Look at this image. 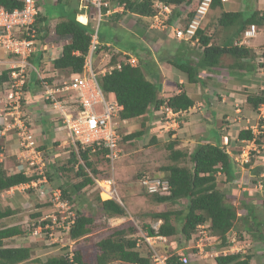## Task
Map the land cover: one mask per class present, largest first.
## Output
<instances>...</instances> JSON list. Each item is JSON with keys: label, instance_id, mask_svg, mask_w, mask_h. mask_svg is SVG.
<instances>
[{"label": "trees", "instance_id": "obj_1", "mask_svg": "<svg viewBox=\"0 0 264 264\" xmlns=\"http://www.w3.org/2000/svg\"><path fill=\"white\" fill-rule=\"evenodd\" d=\"M126 4V10L137 13L142 16L152 17L156 14V0H113ZM167 5L178 6L183 3L196 4L200 0H161ZM221 0H213L212 6ZM23 5L22 0H0V6L8 9H14ZM192 9L191 20L195 13ZM78 9L74 16L68 20L59 22L55 27V33L63 38H68L63 46L61 57L54 60V66L63 71L72 73H83L86 57L90 52V47L95 33L94 27L90 21L80 22L77 19ZM37 29L41 27L38 23ZM219 24L225 27L231 25H240V31L251 24L264 25V10L252 11L250 14L243 12H223L219 18ZM204 49L198 53V61L188 59L185 61L171 60L170 63L184 71L188 75V81L191 83L199 82L202 79L199 74L201 70H207L216 67L219 64L223 54H231L237 58V64L245 58L252 56L254 51L246 45H235L233 39L226 41L223 46L213 44L212 36L206 34L203 30L198 31ZM234 38V37H232ZM211 43V44H210ZM108 49L104 45L100 46ZM111 66H120L110 68L104 74L99 75L100 85L105 93H114L118 103L122 105L120 117L122 119L145 118L151 111L160 110L165 105L174 112L189 110L195 104V100L186 92L178 94L160 95L157 84L148 79L145 70L141 65L133 66L127 62L129 56L122 53H115L111 50ZM10 72H3L0 75V83L9 77ZM264 101L260 94H247V106L256 110ZM23 104V101H22ZM147 115V116H146ZM25 116V115H24ZM141 129L125 136V139L132 140L143 137L147 130L145 122L141 124ZM240 139H253L254 134L250 129L242 130L239 134ZM176 140H171L167 148L170 150V158L175 162L164 168L166 179L169 180L172 190L169 195L154 194V199L158 202L177 203L180 199L187 198L189 203L186 211L176 212L171 210L160 211L155 214L156 219L162 220L158 233L164 236H173L178 233L177 227L172 223V217L181 215L182 227L180 231L185 239H189L193 230L208 220L212 222V231L219 237L223 246L228 245L229 232L234 228L238 218V209L235 204L227 197V192L219 187L218 173L222 172L226 176V181L230 182L235 178V164L231 156L220 145L213 143L199 144L190 154L186 150L177 149ZM106 149L93 151L91 147L79 148V151L72 153V160L79 166L78 175L82 180L73 185L62 186L63 197L72 199L71 194H77L83 188L93 184L95 181L86 171L93 168V162L90 155L100 154L104 157ZM1 153V150H0ZM80 157L85 164H80ZM188 159L189 166H180L179 161ZM178 163V164H177ZM46 173V172H45ZM259 176L260 170L257 173ZM48 175V174H47ZM42 175L26 172L9 173L8 168L0 158V192L10 190L15 186L31 184L34 181L41 180ZM102 208L110 216H126L125 207L117 200L110 198L101 200ZM253 212V211H252ZM14 211L11 208H2L0 205V220L12 215ZM255 217V215H254ZM45 223V222H44ZM94 218L83 213H77L73 224H71L69 235L73 240H79L87 237L92 232ZM45 225V224H44ZM150 234H155L156 230L149 226ZM251 231V229H250ZM23 228L18 225H0V264H23L33 260V248L23 245H8L6 240L17 235L23 234ZM125 230L115 229L111 235L101 239L98 242L99 252L96 255L95 262L88 261L81 250H75L73 259L69 253L49 256L45 261L34 259L39 264H108L111 261L118 260L127 263L151 264V258L144 256L139 251L136 238L132 239L124 236ZM179 256H173L170 264H179ZM252 254L236 252L227 255H220L216 258L217 264H253L251 262ZM264 264V261L262 262Z\"/></svg>", "mask_w": 264, "mask_h": 264}, {"label": "rangeland", "instance_id": "obj_2", "mask_svg": "<svg viewBox=\"0 0 264 264\" xmlns=\"http://www.w3.org/2000/svg\"><path fill=\"white\" fill-rule=\"evenodd\" d=\"M70 3L72 9H74V7L76 8L75 10L78 9V0H70ZM63 5V3L53 4L49 2L47 7L52 13H56L59 16ZM248 6L252 7L253 2L248 3ZM158 9L159 8L157 7V11ZM78 12H84V10ZM88 12L98 14V9H92ZM117 15L118 14L115 16ZM123 16L124 15L120 17V21L124 18ZM130 17L131 15L128 16L127 20ZM124 20L127 22L126 19ZM186 23L187 21H183L182 25H186ZM91 24L93 25L97 38L101 44L104 43L107 45L110 43V46H112L113 49H126L130 53L139 52L141 45L140 36L141 34L147 35L145 31L134 32L129 27L121 26L119 22L105 16L101 19H92ZM209 24L210 26L208 28L210 29L213 25H218V22ZM52 29L53 28L48 30V37L50 38L52 36H56L54 34V30ZM157 29L166 30L164 27L154 29L150 28L152 31ZM209 29L204 32L208 34L210 31ZM212 35H214L213 38H215L216 42L214 44L224 45L227 39L224 37L226 36L225 33L222 32L221 34L219 31H215ZM241 36L242 35L235 36L234 38L231 37L229 38V42L232 39L235 42ZM246 44H251V48L253 49L255 55L252 53V57H248L249 59L243 60V62H252L256 64L257 80L255 81L260 85L259 82L264 77V62L262 64H259L258 62H261L264 58H260V56L264 54V35H257L253 38L252 43L250 41ZM102 50L105 49L102 47L101 51ZM195 50V55L198 57L200 50L197 48ZM98 52L99 51H97V53ZM97 53L94 54V66L96 71L100 72L104 68V62L100 63V56H98ZM223 55V67L227 66L225 68H228V66H230V64L234 61L235 63L238 62L237 58L231 54ZM180 61L182 62L184 60L181 59ZM194 61H196L195 58ZM229 70L231 71V69ZM227 71L228 70H226V75H228ZM61 74L64 78L70 76L67 71H64ZM227 85L229 84H226L225 86ZM157 86L160 89L158 84ZM225 86H223L224 89ZM107 97L109 100H113L112 95H107ZM96 109L98 112H101L103 110L102 104L97 103ZM159 116L164 117L165 120L167 119L165 113H161ZM150 119L151 118L147 116L145 120L143 118L134 120L138 123H135L134 121L129 122L128 120V122L120 124L119 132L121 139L119 142L120 151L118 153V158L111 160L100 154L96 155L92 153L90 155V159L93 162V168H95L97 172H93L90 168H87L86 171L89 175L94 177L95 182L86 186L77 194H71L72 199L64 198L68 201L65 206L57 205L58 201L55 200L52 190L53 188L56 189L59 186L62 188V186L66 184L73 185L82 180L83 177L78 175V164L70 162V160L73 159L72 153H77V150L70 138L62 145H60V142H56L48 149L41 148V146L38 147V150L42 152L47 163V165L44 166L47 180L45 181L44 179H41L36 182V185L19 186L9 191H3L0 194V205L2 208L9 207L14 211L12 215L0 220V225L18 224L24 230L23 234L7 239V244L31 246L33 248V260L28 261L25 264H39L34 261V259L38 258L45 261L49 256L67 254L75 250H81L88 261L95 262L96 255L99 252L98 242L111 235L116 228L125 230V237L135 239L140 236L139 234L141 230L146 231L149 226L154 228H158L160 226L161 220L156 219V213L166 210L181 213L183 212V214L185 213L186 206L189 203L187 198L180 199L177 203L169 201L158 202L154 199L152 194L147 192L141 182V176L144 172H148L153 178L166 179V171L164 168L175 163L170 158V150L167 148L168 143L173 139L167 136L166 131L163 132V135H159L160 137H156V135L160 134L161 131L160 129L157 131L152 130L151 123L147 126V122L150 121ZM143 121L145 122L147 130L143 137L132 140L124 138L128 134L140 130L142 128L141 123ZM186 142L187 140H184V143ZM238 147V151H241L242 147ZM246 149L250 150L252 165L255 163V160L259 164L264 162V159H261V156H264V148L259 147V153L256 150L251 151V147H246ZM6 160V167L8 168V172L11 173L12 170L10 167L14 168L17 166L16 164H18V159L16 156H10ZM78 160L80 164H85L80 157H78ZM178 163L180 166L190 165V161L188 159L179 161ZM245 166L247 167V164ZM262 167L264 168V163L262 164ZM36 170H39L38 165ZM107 180L113 181L112 186L110 184L107 185ZM219 180V187L227 192L228 199L235 204L238 209L237 211L243 214L239 223V226H244L242 231L247 230V227H250L249 229H251L252 234L248 233L251 238H245L242 234L239 235L235 233L237 240H247L244 243L245 245L243 243L238 244V246L243 244V249L246 250L245 252H241H253L256 264H261L263 253L259 255L257 251L260 248H263V240L259 238L258 235L260 231H264V187H258V189H255V187L251 186V190H247L246 192L249 194H245V191L241 190V192H239L238 189L234 187H228L232 185H229L225 179L221 178ZM262 180L264 182V177ZM110 187L114 190L113 195L110 194V191L105 190L106 188L110 190ZM105 192L110 195L108 198L117 200L125 207L127 211L126 216H110L105 212L102 208L101 201H99V198L101 200L108 199L106 198L107 196ZM249 206H253V212L250 214L244 210L246 207L249 208ZM77 213H83L87 216L93 217L94 224L91 234L85 238L73 240L69 236L67 226L71 224L73 217ZM183 214L177 216L174 215L172 217V223L177 227L178 233L170 236L168 241L165 243L158 240V249L161 250V252L169 255L173 254L174 256H185L192 250H198L187 248V242L180 231L182 227L181 217ZM41 222H49L46 225L42 224L44 228L48 225L50 226L49 229H46L42 233V235H34L32 232L28 231L29 228H39ZM52 232L54 235L50 237V233ZM232 234H234L233 231H231V235ZM207 242L213 243L206 245L203 252L197 256L192 255L190 262L187 264H217L215 262V258L217 256L216 251H219L223 247L222 242L220 239H217L216 241L212 239ZM174 246H176V249H173ZM139 251L142 255L151 258L152 253L145 244H142V246L139 247ZM108 264L137 263H127L114 260Z\"/></svg>", "mask_w": 264, "mask_h": 264}, {"label": "crops", "instance_id": "obj_3", "mask_svg": "<svg viewBox=\"0 0 264 264\" xmlns=\"http://www.w3.org/2000/svg\"><path fill=\"white\" fill-rule=\"evenodd\" d=\"M49 2L53 4L63 3L66 6H62L60 15L58 16L56 13H52L47 7ZM252 2L253 6H248V3ZM195 8L196 4L190 3H183L176 6L172 9L169 23L174 22L179 25L182 24L183 21H188L192 9ZM75 9V7L72 9L70 0H39L40 12L38 23L41 27L38 36L39 44L30 57V63L34 66L33 69L38 68L44 75L53 77L57 81L69 80L70 76L64 78L61 74L64 71L56 68L53 63L54 60L61 57L63 46L68 42V38H63L55 33V27L59 22L72 18ZM255 10H264V0H228L225 2H218L210 8L206 18L203 20L202 29L207 31L210 26L209 23L218 22V25H213V27L209 29L208 35L212 36L211 42L216 43L215 38H213L214 35H212L215 31H219L221 34L222 32L225 33L227 37H224L227 38L226 41H229V38L240 34V25L235 24L228 27L220 25L219 18L221 14L224 11L250 14ZM129 15H131V17L127 20ZM120 17L119 15H112L110 18L119 22L121 26L129 27L134 32L145 31L147 35L141 34L140 36L141 45L139 52L130 53L126 49H113L110 43H108L107 46L109 50L124 55H137L139 57V65L145 70L148 79L159 85L160 95L178 94L184 90L195 100L194 106L189 110L182 111L174 116L169 115L166 120L164 117L159 116L158 111H151L148 114L151 119L147 122V126L151 123L152 130L157 131L160 129L161 132L160 134H155L156 137H160L163 135V132L166 131L169 138L178 139L179 143L177 148L192 151L201 143L211 142L224 146L228 151L235 154V150H237L240 145L238 140L239 132L249 127L248 125L255 127L258 123L256 112L250 109L246 104L247 94L257 92L264 81L263 76L261 81H258L260 85L255 81L257 80L256 64L252 62H243V60L240 62L241 64H237L234 61L228 66V68L231 69L230 71L228 68H225L227 66L223 67V55L216 67L200 71L199 76L202 79L201 81L191 83L188 81L187 73L173 66L170 61L181 59L185 61L194 58L197 60V56L195 55L196 48L192 44L177 39L173 32L167 29L150 30V28L154 29L151 27L152 19L150 17L133 12L125 13L122 21H120ZM124 19H126L127 22H125ZM51 28H53L52 30H54L56 36L50 38L48 37V30ZM257 28L258 36L264 35V26H257ZM102 45L104 46L105 44L103 43ZM248 46L251 47V44ZM18 64L19 60L17 57L0 49V75L3 74V72H10L13 67ZM226 70H228V75H226ZM226 84L229 85L225 86ZM223 86H225V89ZM24 90L25 98L22 106L23 118L29 123V133L32 134L37 145L41 146V148L48 149L56 142H60V145H62L64 142L68 141L70 138L69 132L66 128L62 127L59 113L52 112L46 105L42 87L35 69L31 72ZM65 97L68 98L69 95L66 94ZM5 98V92L0 85V158L6 164V159L8 157L16 156L19 163L21 158H28L30 156V151L21 145L20 132L19 128L15 127L14 116H10L12 125L8 124L5 120V111H7ZM136 119L138 118L129 119V122ZM134 122L138 123L137 121ZM184 140H187V142L184 143ZM261 159H264V156H261ZM263 163L259 164L255 160L253 165L252 162H250L246 167L236 161L235 178L228 182L229 185H232L228 187H234L238 189L239 192H241V190L245 191V194H249L246 192L247 190H251V186L257 189V173L259 170L260 173L262 172L261 167ZM14 168H16V166ZM10 169H12V167H10ZM221 176L223 179L227 180L225 174L221 173ZM248 180H251L249 185L242 188V183L246 182V184H248ZM252 207L253 206H249V208L246 207L244 210L250 214L253 210ZM242 215L243 214L238 211L237 221L234 228L231 230L234 233L232 235L236 233L239 235L242 234L245 238H251L249 236V234H252L249 229L250 227L242 231L244 226H239ZM258 237L263 240V248L257 251L259 255L263 253V262L264 231H260ZM246 241L245 239L243 242L245 243ZM175 247L176 246H174L173 249ZM250 253L252 254L251 262L256 264L254 253Z\"/></svg>", "mask_w": 264, "mask_h": 264}, {"label": "built area", "instance_id": "obj_4", "mask_svg": "<svg viewBox=\"0 0 264 264\" xmlns=\"http://www.w3.org/2000/svg\"><path fill=\"white\" fill-rule=\"evenodd\" d=\"M79 1V9L84 10V12H88L90 7H94L100 12L102 9H107V13L109 14L118 8H113L110 0ZM211 2L212 0H202L195 17L188 25L172 27L178 39L191 41L192 44H200L197 30L200 28ZM164 8L170 12L169 7L164 6ZM38 12V0H24L23 7L12 10L0 7V49L20 59V65L15 67L11 72L10 78L3 82L6 109L9 111H5V120L8 124L12 125L10 116H14L15 127L20 129V135L23 137L21 144L37 155V162L40 164L42 159L35 151V141L28 133L27 121L22 118L24 87L30 78L31 72L35 69L40 80L46 105L52 112L59 113L61 118L60 123L62 127L68 130L72 142L75 145H81L82 148L91 147L93 151L106 149L105 156L111 160L116 159L120 150L119 142L121 136L118 119L122 107L115 100H109L107 94L103 91L98 73L93 67L92 56L86 59L83 73H73L69 80L62 81H57L44 75L38 68L33 69L34 66L29 62V58L37 49L36 38L38 33L35 23ZM163 23L164 21L159 16H156L153 25L164 26ZM254 31L255 27L252 26L251 30L246 31L245 36L247 38L251 37L254 35ZM95 48L96 41L94 40L92 49ZM129 62L132 65H136L138 60L136 57H131ZM66 94L69 95L68 98L65 97ZM97 103L102 104L103 110L101 112H98L96 109ZM168 112L173 114L170 109H168ZM262 112H264V108ZM35 159L32 158L29 161L30 164L27 166V169H30L29 167L36 163ZM25 165L22 163L19 166V170H24ZM43 166L44 163H41L39 167L41 173ZM44 180H46V177H44ZM106 182L111 186L113 184L112 180H107ZM141 182L150 193L169 194L171 190V186L167 180L155 179L148 173L142 175ZM260 187H263L262 183H260ZM111 192L113 194L114 190L112 189ZM53 195L55 200L58 201L57 205L65 206L67 204L66 201L62 200L61 189L54 190ZM49 227L48 225L44 228L40 225L39 228L34 229L33 234L42 235ZM208 228V224L199 225L193 234V241L201 252L204 246L207 245L206 241L215 238L210 234ZM53 235V232L50 233V237ZM140 236L152 249L153 264H169L170 255L162 253L155 247L157 240L166 241V237L161 235L150 236L144 231L140 232ZM234 241L235 243L226 249L225 253L240 251L242 249L243 246H238L236 240ZM183 260L184 262H188V258L186 257Z\"/></svg>", "mask_w": 264, "mask_h": 264}, {"label": "clouds", "instance_id": "obj_5", "mask_svg": "<svg viewBox=\"0 0 264 264\" xmlns=\"http://www.w3.org/2000/svg\"><path fill=\"white\" fill-rule=\"evenodd\" d=\"M23 1V5H24V0H22ZM226 1H228V0H226ZM78 2H79V6H80V1L78 0ZM110 2H111V5H112V7L113 8H115V7H118L116 10H114L113 12H111V13H107V9H102L101 10V12L98 10V14H95L94 12H78V14H77V19L80 21V22H83V21H81L80 20V18H79V16L80 15H83V16H85L86 18H87V21L86 22H83V23H87L88 21H92V19H95V18H98V19H101L103 16H105V17H108V18H110L112 15H116V14H121V15H119V16H122V15H124L125 13H127V12H130V11H127L126 10V4L125 3H121V2H114L113 0H110ZM202 2V0H200L199 1V3H198V5H197V8H196V10H195V13H194V15H193V17L191 18V20L190 21H187V23H186V25H188L191 21H192V19L195 17V15H196V13H197V9H198V7H199V5H200V3ZM221 2H225V1H223V0H221ZM212 3H213V0H212V2L210 3V6H209V8H208V11H207V13H206V15H205V17H204V19L206 18V16H207V14H208V12H209V10H210V8L212 7ZM161 4H163L162 6H161ZM23 5L21 6V7H23ZM79 6H78V11H81L80 9H79ZM155 9H156V14L154 15V16H152V17H150L152 20V22H151V27L152 28H161V27H164L165 29H168V30H170V32H173V34H174V36H175V33H174V30H173V26H186V25H182V24H175L174 22H170L169 23V18H170V14L172 13V9L173 8H175L176 6H171V5H167V4H165L164 2H162L161 0H156L155 1ZM164 6H167V7H169V9H170V12H168L167 10H165V8H164ZM0 7H4V6H0ZM21 7H16V8H21ZM157 7L159 8L158 9V11H157ZM6 8V7H5ZM8 9V8H7ZM15 9V8H14ZM38 9H39V0H38ZM92 9H97V8H94V7H90L89 9H88V11H90V10H92ZM9 10H12V9H9ZM40 12V11H39ZM39 12H38V15H39ZM38 15H37V18H38ZM156 16H159L163 21H164V26H154L153 24L155 23V17ZM203 19V20H204ZM203 20H202V23H201V26H200V28L197 30V36L200 38V36L198 35V31L201 29V30H203L202 29V24H203ZM166 21H168V22H166ZM36 24H37V20H36V23H35V26H36ZM252 26H254L255 27V31H254V35H252L251 37H246L245 36V33H246V31L247 30H251L252 29ZM257 26H260V27H262L261 25H257V24H251V25H249L248 27H246L244 30H241L240 31V34L239 35H242L238 40H236L235 42H234V44L235 45H239V46H242V45H246V46H248V44H246V43H248V42H250V41H252L253 40V38H255L257 35H258V28H257ZM264 26V25H263ZM36 28H37V26H36ZM203 31H205V30H203ZM37 46H38V44H39V31H38V29H37ZM238 35V36H239ZM176 37V36H175ZM177 38V37H176ZM178 39V38H177ZM94 40L96 41V48L95 49H92V47H93V44H94ZM179 40H181V39H179ZM183 41H186V42H188V43H190V44H192V42L191 41H188V40H183ZM213 43V42H212ZM211 44V43H210ZM214 44V43H213ZM106 45V44H105ZM194 47H196L197 49H199L200 51L199 52H202L203 51V49H204V46L202 45V42H201V38H200V44L199 45H197V44H192ZM100 46H103L102 44H101V42L99 41V39L97 38V34H96V32L93 34V39H92V43H91V47H90V52H89V54L87 55V57H86V59L89 57V56H92V59H93V67H94V70L96 71V69H95V66H94V63H95V59H94V54H96L97 53V51H99L98 53H97V55L98 56H100V60H101V62H100V60H99V62L100 63H103L104 62V68H103V70L102 71H96L97 73H98V76L100 75V73L101 74H104L105 72H107L111 67H113V69L114 68H116V67H120L119 65L118 66H111V52L108 50V49H105V48H103V49H105V50H107V51H105V50H102L101 51V49H102V47H101V49H100ZM107 46V45H106ZM220 46H222V45H220ZM248 47H250V46H248ZM251 48V47H250ZM14 56V55H13ZM129 56V58H128V60H127V62H129V59L131 58V57H136L137 58V60H138V63L136 64V65H133V66H137L138 64H139V57L137 56V55H133V54H129L128 55ZM16 57V56H15ZM250 57V56H249ZM261 57H264V54L263 55H261L260 56V58ZM198 59H199V57H197V60L196 61H198ZM246 59H249L248 57H245V59H243V60H246ZM19 60V64L17 65V66H19L20 65V59H18ZM106 60H107V62H106ZM29 62H30V58H29ZM264 62V58L261 60V62H258L259 64H262ZM86 63V62H85ZM130 63V62H129ZM131 64V63H130ZM132 65V64H131ZM17 66H15V67H17ZM15 67H13V69L10 71V73H9V77L6 79V80H8L9 78H10V76H11V72L14 70V68ZM106 69V71H104ZM84 70H85V66H84ZM43 73V72H42ZM37 74V73H36ZM73 74V73H72ZM71 74V75H72ZM70 75V76H71ZM39 78V77H38ZM52 79H54L53 77H51ZM6 80H4L3 82H5ZM3 82H1L0 83V85L3 87ZM39 82H40V80H39ZM26 85V84H25ZM24 89H25V87H24ZM3 90H4V88H3ZM5 92V91H4ZM105 94H107V95H112L113 96V100L112 101H116L117 103H118V101H117V99H116V97H115V95H114V93H105ZM253 94H260L261 96H263V98H264V81H263V83H262V85L260 86V88L258 89V91L257 92H255V93H253ZM25 95V94H24ZM25 98V97H24ZM24 98H23V101H24ZM119 104V103H118ZM120 105V104H119ZM22 106H23V104H22ZM121 107H122V105H120ZM123 108V107H122ZM121 108V109H122ZM264 108V101L256 108V110H253V111H255L256 112V117H258L257 118V124H256V126L255 127H252V126H250V125H248L249 127H247V128H244V129H242V130H246V129H250L252 132H253V134H254V138L253 139H240L239 138V135H238V140H239V143H240V145H241V151H238L239 150V148L237 149V150H235L236 152H235V154H233V152H230V151H228L227 150V148L226 147H224V146H221L220 145V147H222L227 153H229L230 154V156H231V159H232V161H233V163L236 165V161H238L241 165H248L250 162H251V153H250V150H247L246 149V147H251V151L252 150H256L258 153L260 152V150L258 149L259 147L260 148H264V112H262V109ZM168 109H170L172 112H173V114H171V113H169L168 112ZM164 114L165 113V115H166V117L167 116H169V115H171V116H174V115H176L177 113H180V112H174L171 108H168V107H166L165 105H163V106H161V108H160V110H158V114ZM22 118H23V111H22ZM118 121L120 122V124L121 123H126L127 122V119H122L121 117H120V112H119V119H118ZM27 124H28V133H29V123L27 122ZM18 128V127H17ZM20 130V129H19ZM241 130V131H242ZM240 131V132H241ZM240 132H239V134H240ZM30 134V133H29ZM31 136H32V134H30ZM20 137H21V142H22V135H20ZM33 137V136H32ZM69 137H70V135H69ZM71 139V138H70ZM34 140V139H33ZM173 140H177V142L179 143V141H178V139H173ZM35 141V140H34ZM71 142H72V140H71ZM243 144H242V143ZM73 143V142H72ZM178 143H177V145H176V148H177V146H178ZM211 143V142H210ZM245 143H246V145H245ZM253 145H252V144ZM74 144V143H73ZM120 144V143H119ZM201 144H206V143H201ZM214 144V143H213ZM227 144V143H226ZM22 145V144H21ZM218 145V144H217ZM239 145V146H240ZM198 146V145H197ZM196 146V147H197ZM25 147V146H24ZM38 145H37V143H36V141H35V151H36V153L41 157V159H42V162L41 163H44V166H46L47 165V163H46V161H45V159H44V156H43V154H42V152L41 151H39L38 150ZM74 147L76 148V150H77V152L79 151V148L81 147L82 148V146L81 145H79V144H77V145H75L74 144ZM27 148V147H26ZM29 151H30V156L28 157V158H25V157H23V158H21L20 160H19V163H18V165L16 166V168H12L11 170H12V172L11 173H18V172H26V173H34V172H36V173H38V174H40V175H42V178L41 179H44V177H46V180H47V176H46V173H45V167L43 166V168H42V173L40 172L41 171V169H39V170H36V168H37V165L40 167V164L37 162L38 160H37V155H35L29 148H27ZM177 149H181V148H177ZM181 150H186V151H188V153H192L194 150H192V151H189L188 149H181ZM120 151V150H119ZM119 153V152H118ZM238 155V156H237ZM118 156H119V154H118ZM104 157H106L105 155H104ZM32 158H36L35 160H36V163L34 164V165H32V166H30L29 168L30 169H27L28 167V165L30 164L29 163V161L32 159ZM107 158V157H106ZM118 158V157H117ZM116 158V159H117ZM108 159H110V158H108ZM115 160V159H114ZM236 160V161H235ZM22 163H24V164H26L25 166L26 167H24V170H19V166L22 164ZM262 168V172L259 174V176H257V179H256V185H257V189H258V187H260V183H262L263 184V187H264V182H263V180H262V178L264 177V168L263 167H261ZM28 170V171H27ZM31 171H33V172H31ZM145 173H148V172H144L143 174H145ZM221 173L222 172H219L218 173V177H219V179H221L222 178V176H221ZM89 174V173H88ZM142 174V175H143ZM149 174V173H148ZM224 174V173H223ZM93 177V176H92ZM141 178H142V176H141ZM259 178H261V179H259ZM93 179H94V177H93ZM155 179H157V178H155ZM160 179H162V180H167L168 182H169V180L168 179H163V178H160ZM45 180V181H46ZM39 181V180H38ZM95 181V180H94ZM37 181H34V182H32L31 184H24V185H20V186H32V185H36V184H34V183H36ZM251 182V180H248V184H246V182H243L242 183V188H244V187H247L248 185H249V183ZM107 184V183H106ZM169 184H170V182H169ZM107 185H109V184H107ZM144 186V185H143ZM170 186H171V184H170ZM16 187H19V186H15V187H13V188H11V189H14V188H16ZM34 187V186H33ZM145 187V186H144ZM262 187V188H263ZM261 188V187H260ZM10 189V190H11ZM56 189H61V191H62V188H61V186H59L58 188H56ZM55 188H53V192H54V190H56ZM111 189V188H110ZM145 189L147 190V188L145 187ZM112 190V189H111ZM111 190H110V193L112 194V192H111ZM171 190H172V186H171ZM171 190H170V193H171ZM7 191H9V190H7ZM147 192L148 193H150L148 190H147ZM2 192H0V194H1ZM169 193V194H170ZM44 194V193H43ZM114 194V193H113ZM112 194V195H113ZM150 194H152V195H154V194H160V195H169V194H161V193H150ZM108 199H110V198H108ZM62 200L63 201H66L67 203H68V201L67 200H65L64 199V197H63V191H62ZM74 219H75V216L73 217V220L71 221V224H73V222H74ZM49 222H41V224L40 225H42V224H48ZM52 223V222H51ZM161 223H162V220H161ZM71 224L70 225H68V232L70 231V227H71ZM202 224H208L209 225V228H208V231L210 232V234L212 235V236H214L215 238H214V240L216 241L217 239H219V237L218 236H216L214 233H213V231H212V222H211V220H208V221H206V222H204V223H202ZM202 224H199V225H202ZM198 225V226H199ZM197 226V227H198ZM152 227V226H151ZM197 227L193 230V232L191 233V236H190V238L189 239H185L186 240V242H187V248L188 249H198L197 251L196 250H192L188 255H185V256H180L179 255V260H180V263L181 264H187V263H189L190 262V260H191V256L193 255V256H197L198 254H200V253H202L201 251H200V249L198 248V247H196V243L193 241V234L195 233V231L197 230ZM154 228V227H153ZM34 229L35 228H29L28 229V231L29 232H32L33 233V231H34ZM155 230H156V233L155 234H150V232H149V230H148V228H147V230L146 231H144V232H147L148 233V235H150V236H155V235H161L160 233H158V230H159V227L158 228H154ZM141 231H143V230H141ZM140 231V232H141ZM140 235V234H139ZM229 237H228V245H226V246H223L219 251H216V254H217V256H216V258L218 257V256H220V255H227V254H229V253H236V252H241V251H243L244 249V246H243V244H244V240L245 239H243V240H241V239H238L237 240V238L235 237V235L233 236V235H231V231L229 232ZM70 236V235H69ZM161 236H164V235H161ZM232 236V237H231ZM164 237H166L167 238V240L166 241H162V240H159V241H161V242H167L168 241V236H164ZM136 240H137V246H139V247H141L142 246V244H145L148 248H149V250H150V252L152 253V249H151V247H150V245H148V243L146 242V241H144L143 239H141V236H138L137 238H136ZM212 240V239H211ZM211 240H207V241H211ZM234 240H236V243H237V245L239 244V242H240V244L241 243H243L241 246H243L242 247V249L240 250V251H234V252H228V253H225L224 251L226 250V249H228V248H230V246H232L234 243H235V241ZM206 241V242H207ZM213 242H207V245L209 244H212ZM245 245V244H244ZM13 246V245H12ZM16 246H18V245H16ZM155 247L158 249V240H157V242H156V244H155ZM204 247H206V246H204ZM159 250V249H158ZM204 250V249H203ZM161 251V250H160ZM243 252H245V251H243ZM242 252V253H243ZM163 253V252H162ZM73 255H74V251H71V252H69V257L71 258V259H73ZM169 255V254H168ZM174 255L173 254H170V259L173 257ZM184 257H186V258H188V262H184V260H183V258ZM151 258H152V260H151V263L153 264V257H152V255H151ZM216 258H215V260H216ZM170 259H169V264H170ZM264 261V260H263ZM179 263V264H180ZM217 263V262H216Z\"/></svg>", "mask_w": 264, "mask_h": 264}, {"label": "bare ground", "instance_id": "obj_6", "mask_svg": "<svg viewBox=\"0 0 264 264\" xmlns=\"http://www.w3.org/2000/svg\"><path fill=\"white\" fill-rule=\"evenodd\" d=\"M79 18H80V20L83 21V22H86V21H87V18H86L85 16H83V15H80ZM105 190H106V191H110V190H108V188H106ZM105 194H106V196H107L106 198H108V196H110V195H108L106 192H105ZM110 194H111V193H110Z\"/></svg>", "mask_w": 264, "mask_h": 264}]
</instances>
